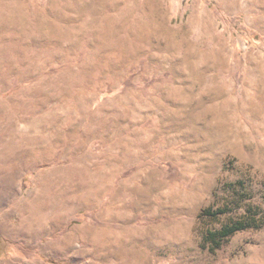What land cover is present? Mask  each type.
Returning a JSON list of instances; mask_svg holds the SVG:
<instances>
[{
	"label": "rangeland",
	"instance_id": "1",
	"mask_svg": "<svg viewBox=\"0 0 264 264\" xmlns=\"http://www.w3.org/2000/svg\"><path fill=\"white\" fill-rule=\"evenodd\" d=\"M0 264H264V0H0Z\"/></svg>",
	"mask_w": 264,
	"mask_h": 264
},
{
	"label": "bare ground",
	"instance_id": "2",
	"mask_svg": "<svg viewBox=\"0 0 264 264\" xmlns=\"http://www.w3.org/2000/svg\"><path fill=\"white\" fill-rule=\"evenodd\" d=\"M56 224V226H61L62 225V221L61 220H58L57 221V223H55ZM8 225V224H7ZM5 228H7V227H5ZM11 228V227H10Z\"/></svg>",
	"mask_w": 264,
	"mask_h": 264
}]
</instances>
